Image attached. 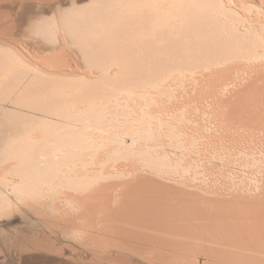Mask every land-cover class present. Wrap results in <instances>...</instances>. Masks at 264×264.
Instances as JSON below:
<instances>
[{
  "label": "bare ground",
  "instance_id": "1",
  "mask_svg": "<svg viewBox=\"0 0 264 264\" xmlns=\"http://www.w3.org/2000/svg\"><path fill=\"white\" fill-rule=\"evenodd\" d=\"M83 1L28 28L97 84L0 44V264H264V0Z\"/></svg>",
  "mask_w": 264,
  "mask_h": 264
},
{
  "label": "rangeland",
  "instance_id": "2",
  "mask_svg": "<svg viewBox=\"0 0 264 264\" xmlns=\"http://www.w3.org/2000/svg\"><path fill=\"white\" fill-rule=\"evenodd\" d=\"M25 3H24V2ZM75 0H73V3H78V5H82V3L81 2H83V4H85L86 2H84L83 0H77V1H75ZM23 2V3H22ZM39 3V4H38ZM70 3H71V0H0V44L1 45H8V42H9V45L8 46H12V45H15L14 47H18V48H20V49H27L28 51H30V53L28 52V54L29 55H31L33 52H35L36 51V55H35V53H33L32 55H35V56H37V58H38V56H39V53H40V56H42V62L45 60V58H47V57H50L49 59H51V57H54L55 55V57H54V59H56L59 55H63L62 53H65V52H62V51H68L67 49L66 50H64L65 48H67L68 46L66 45V44H64V43H58L57 45H55V46H52V45H49V44H47V43H44L41 39H39V38H36V37H33L32 36V34H31V31H29L30 29L28 28V27H30L29 25L32 23V22H34V21H37V18L39 19L40 18V16L41 17H52L53 16V14L55 13V11H56V9H66L67 7L69 8L70 7ZM24 4V5H23ZM72 4V3H71ZM35 5V6H34ZM63 7H62V6ZM37 6V7H36ZM43 8H42V7ZM40 7V8H39ZM56 7H58V8H56ZM60 7V8H59ZM66 7V8H65ZM15 8V9H14ZM29 8V9H28ZM42 8V9H41ZM15 10V11H14ZM34 10V11H33ZM40 11V12H39ZM30 12V13H29ZM34 12V13H33ZM2 13V14H1ZM15 13V14H14ZM39 13V14H38ZM30 14V15H29ZM46 14V15H45ZM4 15V16H3ZM2 20V21H1ZM28 22V23H27ZM4 24V25H3ZM15 25H17V26H15ZM24 28V29H23ZM28 28V29H27ZM3 40V41H2ZM3 42V43H2ZM5 43V44H4ZM12 44V45H11ZM45 44V45H44ZM66 45L67 47H65V46H63V47H65L64 49H63V47L62 48H60L61 47V45ZM21 46H22V48H21ZM28 46V47H27ZM41 46V47H40ZM35 47H36V49H35ZM38 47V48H37ZM40 47V48H39ZM32 48H34L33 50H32ZM55 48L57 49L58 48V52L55 50ZM70 48H72V49H70ZM26 49L24 50V52L26 51ZM39 49L43 52V54H42V52H40L39 51ZM59 49H60V51L62 52H59ZM62 49V50H61ZM69 50L70 51H74V52H70V51H68V52H70L71 53V57L73 58V60L75 61V64H76V66L77 67H79L80 65V69H79V71L82 69V71H80V73H84V72H88L87 71V69L90 71L91 69H89V67H88V65H86V61H85V59L82 57V53H81V51L80 50H78V49H76V48H73V47H69ZM46 51V52H45ZM54 51L55 52H57V54H58V56H57V54H55V55H52L53 53H54ZM77 53H76V52ZM27 52V51H26ZM45 52V53H44ZM74 53V55L76 54V58L78 59V61L80 60L81 62H76V58H75V56L73 57V54ZM52 55V56H47V55ZM43 55H44V58H43ZM64 55H67V53H65ZM70 55V54H69ZM79 55V56H78ZM39 56V57H40ZM47 56V57H46ZM60 56V57H61ZM63 57V56H62ZM59 58V57H58ZM57 58V59H58ZM81 58V59H80ZM39 59V58H38ZM41 59V58H40ZM46 60H48V59H46ZM46 60L44 61V64L42 65V66H46V63L48 62H46ZM52 60V59H51ZM51 60H49V62H51ZM83 61V62H82ZM79 63H81V64H79ZM79 66H78V65ZM83 64H85V65H83ZM49 65V64H48ZM83 65V66H82ZM159 66H161V67H159ZM171 66V67H170ZM50 67H51V65H50ZM50 67H48L49 69H50ZM81 67H83V68H81ZM47 68V67H46ZM55 69L54 70H56V68L57 67H54ZM87 68V69H86ZM163 68V69H162ZM179 68V67H178ZM59 68H57V70H58ZM159 69V70H158ZM169 69V70H168ZM176 69V66H174V65H169V66H167V65H158L157 66V71H158V75H160V76H157L158 77V79H159V81H157V83H156V85H155V90H156V92L157 93H159L158 95H160V96H173V95H176V94H178L177 96H179V93H182L180 96H185V95H187L188 96V94L190 95V93H192L190 96H188V97H192L193 95H194V97H197V95L198 96H200L199 94H197V92H198V90L200 91L201 89H199V88H202L203 89V91H201V92H198V93H202V92H207L209 89L208 88H210V86H211V89H212V84H210L209 82H211L212 83V81L210 80L209 81V79L207 80L206 79V77L208 76L207 74H206V76L204 77V75H203V79H206V82L209 84L208 86H207V84L204 82V80H203V82L202 81H200V83H199V81H196V80H199L198 78L195 80V78L194 77H192V75H190L189 77H186V76H181L179 73H177V72H174V70ZM53 70V69H52ZM86 70V71H85ZM142 71H143V73L145 72V66H142V69H141ZM168 70V71H167ZM170 70H172V71H170ZM111 71H113V69H111V70H109L108 72V77L110 78V80H115L119 75H120V72H119V70H115L116 71V74H115V76H114V74L113 73H115V71H113V73L111 72ZM162 71V72H161ZM165 71H167L166 73H165ZM91 72L92 73H94L95 72V70L94 71H92L91 70ZM97 73V71L94 73V74H92V75H94V77L95 78H93V77H91L92 79H83V78H78V76H74V77H71L72 79L74 78H78L77 79V81H81V80H86V81H88V82H91V83H93V84H97L100 80H101V74H99L98 75V73ZM169 74V75H168ZM171 74H172V76H175L174 78L171 76ZM176 74V75H175ZM190 74V73H189ZM168 75V76H167ZM180 75V76H179ZM112 76H113V78L114 79H112ZM179 76V77H178ZM201 75H199V77H200ZM166 78V79H164V78ZM171 77V78H170ZM183 77V78H182ZM198 77V76H197ZM172 78L174 79V81L172 80ZM191 78H193V79H191ZM188 79H189V81H188ZM200 79H202V76L200 77ZM192 80V81H191ZM164 83H163V82ZM169 81V82H168ZM172 82V84H173V86H172V84H171V82ZM209 81V82H208ZM159 83V84H158ZM167 83V84H166ZM202 83V84H201ZM207 86H205L204 84ZM161 84V85H160ZM166 84V85H165ZM169 84V85H168ZM163 85H165V87L163 86ZM169 87H168V86ZM202 85H204V86H202ZM167 86V87H166ZM200 86H202V87H200ZM172 87H174V88H172ZM204 87V88H203ZM206 88H207V90H206ZM161 89V90H160ZM206 90V91H205ZM220 90H222V89H220ZM167 91H168V93H167ZM191 91V92H190ZM197 91V92H196ZM210 91V90H209ZM209 91H208V94H209ZM188 92H190V93H188ZM196 92V93H195ZM211 92V91H210ZM222 92L223 91H221V95H223L222 94ZM163 93V94H162ZM188 93V94H187ZM205 93H202V95L203 94H205ZM224 94H227V92L225 93V92H223ZM196 94V95H195ZM207 94V93H206ZM219 96H220V94H219ZM226 95H224V96H222V98H224ZM186 97V96H185ZM221 97V96H220ZM226 98V97H225ZM112 182H114L113 180H112ZM116 182V181H115ZM106 183V182H105ZM109 182L107 181V184H108ZM110 184L112 185V184H114V183H111L110 182ZM108 187H109V185H107ZM105 187H106V184H105ZM108 187H106V188H108ZM4 223V222H3ZM2 224V223H1ZM0 224V225H1ZM50 255V257H52V259L54 258L53 256H51V254H49ZM43 257H41V258H32V260H30V259H27L25 262H24V264H52V263H49V262H47V261H45L46 259H45V255H42ZM34 259V260H33ZM37 259V260H36ZM33 262H35V263H33ZM39 262V263H38ZM47 262V263H46Z\"/></svg>",
  "mask_w": 264,
  "mask_h": 264
}]
</instances>
